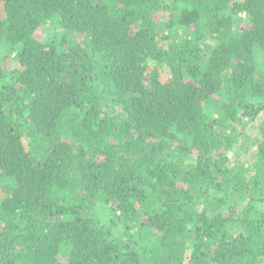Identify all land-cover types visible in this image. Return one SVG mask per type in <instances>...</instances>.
I'll return each instance as SVG.
<instances>
[{"label":"trees","instance_id":"1","mask_svg":"<svg viewBox=\"0 0 264 264\" xmlns=\"http://www.w3.org/2000/svg\"><path fill=\"white\" fill-rule=\"evenodd\" d=\"M263 114L264 0H0V264H264Z\"/></svg>","mask_w":264,"mask_h":264},{"label":"rangeland","instance_id":"2","mask_svg":"<svg viewBox=\"0 0 264 264\" xmlns=\"http://www.w3.org/2000/svg\"><path fill=\"white\" fill-rule=\"evenodd\" d=\"M246 18H247V17H246V15H245L244 13L241 14V15L238 17V19H239L240 22H241L240 25H243V24L246 22V20H247ZM240 25H239V26H240ZM173 36H175V37L177 38V37H178V33H174ZM166 75H167V73H163V74H162V77L165 78ZM262 119H264V114H263L262 116H259V117H258V119H257L258 121L256 122V124H254V126H257V125L261 122ZM252 126H253V125H252ZM250 133H251V134H254V132H253L252 129H251ZM251 154H253V151H252ZM11 186H13V183H12V182H11ZM4 188H5L4 185L0 186V199H2L3 196H4ZM260 207H262V205H261Z\"/></svg>","mask_w":264,"mask_h":264}]
</instances>
